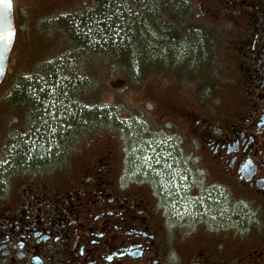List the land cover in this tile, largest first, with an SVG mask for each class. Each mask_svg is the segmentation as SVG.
<instances>
[{
	"label": "flooded vegetation",
	"instance_id": "flooded-vegetation-1",
	"mask_svg": "<svg viewBox=\"0 0 264 264\" xmlns=\"http://www.w3.org/2000/svg\"><path fill=\"white\" fill-rule=\"evenodd\" d=\"M193 11L205 35L227 39L228 102L166 101L172 129L147 131L136 151L42 156L40 126L26 140L0 133V264H264V0ZM184 140L200 150L184 153Z\"/></svg>",
	"mask_w": 264,
	"mask_h": 264
},
{
	"label": "rangeland",
	"instance_id": "rangeland-1",
	"mask_svg": "<svg viewBox=\"0 0 264 264\" xmlns=\"http://www.w3.org/2000/svg\"><path fill=\"white\" fill-rule=\"evenodd\" d=\"M25 1L21 0V4L19 1V7H17L16 12H19V14H17L18 18L17 16L15 18V25L21 28L23 21L27 19L28 29L24 33L21 30L16 32L7 67L11 82L6 86H0V133H3L2 135L8 133L11 137L26 140L28 139L30 124L33 127L40 126L41 129L44 115H54V128L58 122L62 127L67 126V120L73 118L75 113L73 112L75 109L73 106L68 105L66 109L67 104L65 106L63 102V99L65 101L68 96L66 93L63 96L59 93L50 95L47 100L37 102L38 109L36 110H31L26 105H22L23 103L12 104V102L6 101L5 98L8 97L12 87L11 84L14 82L15 76L13 74L27 73L32 69L41 71L45 66H52L51 73H56L59 81L61 77H64V81L69 80L72 83L69 97L83 102L82 98L90 90H98L100 92L101 118L96 119L93 123L87 119L89 123L91 122V125L81 126L82 131L93 126L98 127V130L83 138L81 132L77 133L76 129H74L73 134L69 136V142H66L65 137V139H58V137L50 134L47 140L49 141L48 146L38 140L40 142L38 144H41V146L46 145V153H44L46 156L49 155L50 151L61 149L66 151L67 146H69L70 150L77 151V155H86L87 151H89V154H99L105 145L113 149L117 148V150L122 148L123 141L126 144H130L132 151H136L139 141L143 140L142 136L147 131L152 132L153 128L162 131L165 127L168 130L172 129L171 125L165 126L163 124L169 121L163 113V106H165L166 101L174 102L176 100L179 104L178 106L181 105L183 107L184 100L188 101V97L191 99L198 97L203 99V101L213 102L219 99L228 102L232 94L230 90L233 73L230 69L228 43L225 36L215 41L210 34L209 37L204 34L203 49L198 59H195V61L185 59L181 68L168 69L167 73L164 72V74H142L140 84L136 86L129 84L125 88L128 84V79L123 77L122 80L121 74L110 69L104 61L95 60L89 64V58V60L84 61V58L75 53H72L73 57L67 50L56 51L52 54L56 42L60 39L54 38V34L51 33L53 31L48 27H44L45 31L42 32L43 29L40 30L41 26L37 28L35 25H31V23H37V20L45 22L55 18V16L61 19L78 14L84 9L91 8L94 0H31L27 1V3ZM193 2L197 6V0H193ZM22 4L27 6L21 9ZM48 23L46 22L45 24ZM208 24L204 23L209 31L211 26ZM47 32L49 34H45ZM50 34H52V39H50ZM194 49V52L191 49L189 50L191 54L186 51L181 52L180 55L186 53L184 57H192L193 54H197L200 51L198 48ZM49 57H51V60H49ZM182 96L183 98H181ZM180 101L182 102L181 104ZM14 118L17 120L18 130H13L15 125V122H13ZM172 119L177 118L174 117ZM79 120L82 122L83 118L80 117ZM170 122L174 124V131H178L176 123L173 120ZM10 126H13L12 129H9ZM184 142L185 147H182L184 153H190L191 151H196L197 153L200 150L196 146L192 147L190 142L186 143L185 140ZM3 143L4 140L1 138L0 146ZM28 143H32L30 139ZM81 156L72 158L73 162L77 164ZM44 159L42 158V160ZM23 165L16 164V166ZM52 165L51 162L47 163V161H43L42 165L40 163L43 169H49ZM177 177L173 175L175 180ZM201 187L204 186L201 184ZM189 189L188 187L187 190L185 188L181 196L182 203L186 208H190L189 205L192 203L190 200L192 192L189 193ZM178 208L180 207L178 206Z\"/></svg>",
	"mask_w": 264,
	"mask_h": 264
},
{
	"label": "trees",
	"instance_id": "trees-1",
	"mask_svg": "<svg viewBox=\"0 0 264 264\" xmlns=\"http://www.w3.org/2000/svg\"><path fill=\"white\" fill-rule=\"evenodd\" d=\"M193 8V0H94L91 8L78 14L61 19L55 16L45 22L37 20V23L31 25L37 28L41 26L42 32L45 31L44 27H48L53 31L51 33L54 38L60 39L56 42L52 54L67 50L71 55L75 53L84 58V61L89 58V64L95 60L104 61L110 69L121 74L122 80L123 77L128 79L125 86L127 88L129 84H140L142 74H164L168 69L181 68L185 59L195 61L199 58L205 36L202 21L198 19ZM17 14L19 12L16 16ZM46 22L49 23L45 24ZM16 29L24 33L28 29L27 19L23 21L21 28L16 26ZM52 34L49 35L50 39L53 38ZM194 48L200 51L192 57H184L186 53L180 55L190 49L194 52ZM52 69V66H45L41 71L32 69L27 73L13 74L14 82L10 92L8 91V97L5 98L12 104L23 103L22 105L31 110H36L37 102L47 100L48 96L68 94L63 102L65 106L67 104L66 109L68 105L75 107V113L73 118L67 120V126L62 127L58 122L53 128L55 117L47 114L43 117L41 132L36 127L37 134L41 136L39 141L47 146L50 134L63 139L73 134L74 129L77 133L81 132L83 138L96 132L98 127L93 126L82 131L81 126L91 125V122L101 118L102 110L98 90L86 93L82 98L83 102L71 98L69 92L72 83L69 80L64 81V77L59 81L56 73H51ZM10 82L11 77L8 75L0 86H6ZM80 117L83 118L82 122ZM33 144L44 156L46 145L41 146L35 141Z\"/></svg>",
	"mask_w": 264,
	"mask_h": 264
},
{
	"label": "water",
	"instance_id": "water-1",
	"mask_svg": "<svg viewBox=\"0 0 264 264\" xmlns=\"http://www.w3.org/2000/svg\"><path fill=\"white\" fill-rule=\"evenodd\" d=\"M16 30L12 0H0V84L7 71Z\"/></svg>",
	"mask_w": 264,
	"mask_h": 264
}]
</instances>
